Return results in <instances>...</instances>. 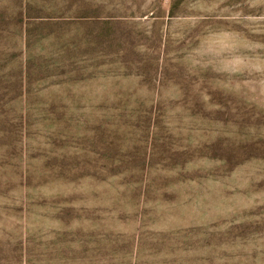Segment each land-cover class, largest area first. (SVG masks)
Returning a JSON list of instances; mask_svg holds the SVG:
<instances>
[{
	"label": "rangeland",
	"instance_id": "obj_1",
	"mask_svg": "<svg viewBox=\"0 0 264 264\" xmlns=\"http://www.w3.org/2000/svg\"><path fill=\"white\" fill-rule=\"evenodd\" d=\"M264 264V0H0V264Z\"/></svg>",
	"mask_w": 264,
	"mask_h": 264
},
{
	"label": "crops",
	"instance_id": "obj_2",
	"mask_svg": "<svg viewBox=\"0 0 264 264\" xmlns=\"http://www.w3.org/2000/svg\"><path fill=\"white\" fill-rule=\"evenodd\" d=\"M48 263L45 264H51V259H48ZM20 264H44L42 261H38V260H28L26 259V257L20 262Z\"/></svg>",
	"mask_w": 264,
	"mask_h": 264
}]
</instances>
